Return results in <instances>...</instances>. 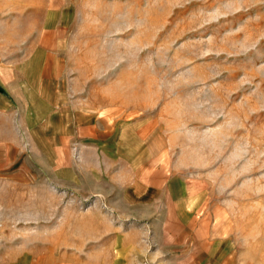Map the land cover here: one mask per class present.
Wrapping results in <instances>:
<instances>
[{
	"label": "rangeland",
	"instance_id": "obj_1",
	"mask_svg": "<svg viewBox=\"0 0 264 264\" xmlns=\"http://www.w3.org/2000/svg\"><path fill=\"white\" fill-rule=\"evenodd\" d=\"M0 66L74 132L0 178V264H264V0H0Z\"/></svg>",
	"mask_w": 264,
	"mask_h": 264
},
{
	"label": "crops",
	"instance_id": "obj_2",
	"mask_svg": "<svg viewBox=\"0 0 264 264\" xmlns=\"http://www.w3.org/2000/svg\"><path fill=\"white\" fill-rule=\"evenodd\" d=\"M7 71L6 68L0 66V178H6L13 181L15 180V177L19 175L28 174L29 171L27 170V164L30 162L28 156L31 155L42 159L41 155L43 154L45 161L51 164H57L62 161L61 159H58V152L60 151L65 155L67 163H73L74 144L70 143V139L74 132L72 129L70 130V127L69 135H66L65 137V146H58L54 141L53 144L45 145L42 148L39 147L42 151L38 148L35 143L36 133L34 130L32 131L31 129L26 128L27 126L23 118L25 111L21 107L20 100L22 99V96H25V93H20L19 91L11 92L9 78L3 76V73ZM34 73L38 80L41 82L45 80L49 83L57 81V78L60 75L58 72L56 73L49 69L44 71L41 69ZM43 77L45 79H43ZM16 115L21 116V127H24V130L26 131L25 141L21 137L22 129H19L21 127H18L14 120ZM26 143L32 146L34 145L33 148L30 149L29 146V149H27Z\"/></svg>",
	"mask_w": 264,
	"mask_h": 264
}]
</instances>
